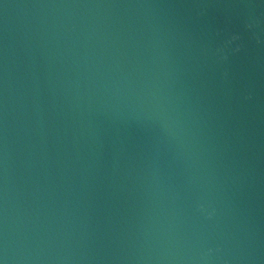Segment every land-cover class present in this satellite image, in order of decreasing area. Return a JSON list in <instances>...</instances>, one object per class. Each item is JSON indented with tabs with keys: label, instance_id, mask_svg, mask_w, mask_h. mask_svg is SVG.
I'll list each match as a JSON object with an SVG mask.
<instances>
[{
	"label": "water",
	"instance_id": "water-1",
	"mask_svg": "<svg viewBox=\"0 0 264 264\" xmlns=\"http://www.w3.org/2000/svg\"><path fill=\"white\" fill-rule=\"evenodd\" d=\"M0 264H264V0H0Z\"/></svg>",
	"mask_w": 264,
	"mask_h": 264
}]
</instances>
